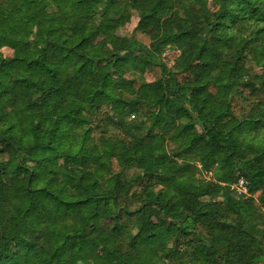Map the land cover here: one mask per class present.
Wrapping results in <instances>:
<instances>
[{"label":"trees","instance_id":"16d2710c","mask_svg":"<svg viewBox=\"0 0 264 264\" xmlns=\"http://www.w3.org/2000/svg\"><path fill=\"white\" fill-rule=\"evenodd\" d=\"M204 2L129 0L152 48L117 35L130 17L119 0H0V46L14 49L0 60V264H164L198 248L206 255L190 264H264V155H248L240 135L264 128V62L245 69L264 56V0ZM164 42L182 50L171 68L157 55ZM129 62L153 80L123 81L116 94L112 74ZM113 100L150 124L108 139L100 118L102 152L89 132L67 140L83 110ZM180 118V148L213 180L197 179L193 162L170 168L167 143L182 131L168 141L157 131ZM240 177L248 195L236 197Z\"/></svg>","mask_w":264,"mask_h":264},{"label":"rangeland","instance_id":"374dc122","mask_svg":"<svg viewBox=\"0 0 264 264\" xmlns=\"http://www.w3.org/2000/svg\"><path fill=\"white\" fill-rule=\"evenodd\" d=\"M120 3V9L126 11V9L130 13L129 19L124 23V25L116 31L117 35L120 36H126L131 37L134 36L136 39H138L140 42L148 45L149 47H155L157 45L158 40L151 39V37L147 33V28L139 27V8H131L129 6L128 1L129 0H119ZM192 0H185L186 3H190ZM221 0H205L204 4L207 8H210L212 5H214V10H216L217 4H220ZM68 16H75L74 13L66 12L65 13ZM180 15L182 17L188 18L189 13L185 12L184 9L180 10ZM216 28H214V32L216 33ZM96 42V46H99ZM160 52L157 54L159 58L168 66L173 67L178 59L180 58V55L182 53L181 49H177L175 46L169 43H162L159 46ZM252 55V54H251ZM14 58V49L3 45L0 46V60H11ZM264 62V56H259L257 60H249L246 63L245 69H253L254 72L261 73L263 71L262 64ZM127 66L130 68L128 71L124 74H112V80L111 84H115L116 87V94L119 92V89L121 87L120 83L123 81L131 80L132 78H140L145 83L152 82L153 78L150 73L145 72L143 73L140 69L134 68V63L129 62L127 63ZM228 65H225V68H227ZM244 73H242V76H246L245 70H243ZM153 89L148 88L144 89L141 94H143L144 98L147 97L148 94H152ZM243 103H246L244 100H241ZM4 105V103H3ZM151 105V104H150ZM152 106V105H151ZM1 107V106H0ZM234 111L236 108L233 109ZM237 117L239 119L242 118L241 112L236 113ZM102 117H108L111 121V126L106 134V137L108 139H120L124 137V134L122 132L121 126L124 124H128L133 122L134 124H144L148 125L150 124L151 117L150 115L146 114H136L135 112H131L126 106H124L122 109H120V104L113 100L108 104H102L99 105V107L92 112L90 109H85L82 111V114H80V117L77 118V121L80 123V125L75 126L76 128L71 129L70 135L67 134V140L70 141L72 144H80L82 141V133L89 132V145H95L97 147V150L99 152H102L105 148L104 141H100V138H97L96 133L98 130L97 122ZM186 119L180 118L177 123V129L170 130V127L167 126L163 129H158L157 131V137L161 139H165V141H168L169 135H175L180 130L182 131L183 135L178 134L177 140L175 141H169L168 144V153L173 159V162L170 165V168L174 167L178 164L193 162L196 164L197 169L195 171V177L199 180H213V174L212 172H207L202 170V165L197 160V156L195 152L193 151L192 147H188L186 149H181L180 144L177 141H181L182 139H185L184 135L187 134V131H183L182 127L186 123ZM246 124V123H244ZM198 128V127H197ZM161 130V131H160ZM241 137H243V141L245 143V149L246 153L248 155L253 154L255 151L263 153L264 155V128H255L250 129L247 131V128L245 130L240 131ZM247 143H251L253 145L254 149H252ZM55 165L58 167L60 165L61 167V159L57 160L55 162ZM63 170V168L61 167ZM11 178L4 177V183L6 185H10ZM235 195V194H234ZM257 193L254 195L257 197ZM238 197V196H237ZM206 200L211 198H205ZM215 201L219 202L220 198H213ZM137 228H134L133 231H136ZM194 251H197V253L200 254V256L204 257L206 255V249L205 248H198V250L189 249L185 254L177 257H168L166 255L161 256L160 262L164 264H178L181 260H185L187 264H190L189 257H192V254Z\"/></svg>","mask_w":264,"mask_h":264},{"label":"built area","instance_id":"2783aa9c","mask_svg":"<svg viewBox=\"0 0 264 264\" xmlns=\"http://www.w3.org/2000/svg\"><path fill=\"white\" fill-rule=\"evenodd\" d=\"M234 191L235 196L248 195V182L240 177L235 183L230 186Z\"/></svg>","mask_w":264,"mask_h":264}]
</instances>
